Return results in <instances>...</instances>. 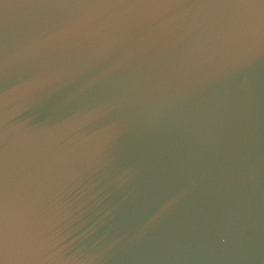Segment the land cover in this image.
<instances>
[{"label": "water", "instance_id": "water-1", "mask_svg": "<svg viewBox=\"0 0 264 264\" xmlns=\"http://www.w3.org/2000/svg\"><path fill=\"white\" fill-rule=\"evenodd\" d=\"M0 264H264V0H0Z\"/></svg>", "mask_w": 264, "mask_h": 264}]
</instances>
